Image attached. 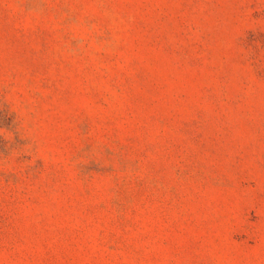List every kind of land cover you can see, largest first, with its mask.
Listing matches in <instances>:
<instances>
[{
    "label": "rangeland",
    "instance_id": "obj_1",
    "mask_svg": "<svg viewBox=\"0 0 264 264\" xmlns=\"http://www.w3.org/2000/svg\"><path fill=\"white\" fill-rule=\"evenodd\" d=\"M0 264H264V0H0Z\"/></svg>",
    "mask_w": 264,
    "mask_h": 264
}]
</instances>
